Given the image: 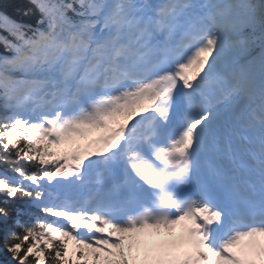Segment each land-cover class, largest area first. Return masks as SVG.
I'll return each mask as SVG.
<instances>
[{
  "label": "snow or ice",
  "instance_id": "snow-or-ice-1",
  "mask_svg": "<svg viewBox=\"0 0 264 264\" xmlns=\"http://www.w3.org/2000/svg\"><path fill=\"white\" fill-rule=\"evenodd\" d=\"M0 12V264H264V0H26Z\"/></svg>",
  "mask_w": 264,
  "mask_h": 264
},
{
  "label": "trees",
  "instance_id": "trees-1",
  "mask_svg": "<svg viewBox=\"0 0 264 264\" xmlns=\"http://www.w3.org/2000/svg\"><path fill=\"white\" fill-rule=\"evenodd\" d=\"M26 6V0H0V12L6 13L15 20L22 19L20 11Z\"/></svg>",
  "mask_w": 264,
  "mask_h": 264
}]
</instances>
